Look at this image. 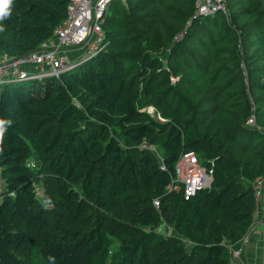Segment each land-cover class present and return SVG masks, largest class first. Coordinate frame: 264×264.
Listing matches in <instances>:
<instances>
[{"label": "trees", "instance_id": "obj_1", "mask_svg": "<svg viewBox=\"0 0 264 264\" xmlns=\"http://www.w3.org/2000/svg\"><path fill=\"white\" fill-rule=\"evenodd\" d=\"M68 4L13 0L0 57L38 50ZM103 30L60 77L0 86V264H231L264 176V0L206 17L195 0H118ZM188 151L214 178L186 200Z\"/></svg>", "mask_w": 264, "mask_h": 264}, {"label": "built area", "instance_id": "obj_2", "mask_svg": "<svg viewBox=\"0 0 264 264\" xmlns=\"http://www.w3.org/2000/svg\"><path fill=\"white\" fill-rule=\"evenodd\" d=\"M115 1L118 0H69L67 17L54 30L52 39L25 56L0 57V86L5 83L52 76L58 78L77 64L101 52L105 47L103 25L107 12ZM195 7L197 17L213 16L219 12L227 13V0H195ZM190 26L191 23L188 22L187 27ZM79 48L86 49L83 59L80 61L71 59L68 54ZM29 67L36 68L37 72H30ZM248 125L256 126L254 116L249 119ZM144 147L157 152L152 146ZM212 163L213 161H210V166H206L193 151L185 152L180 156L175 166L174 183L182 187L186 200L196 197L200 191L211 187L214 178ZM29 164L31 167H36L34 162ZM253 192L255 210L252 225L258 222L264 212V176L255 178ZM229 250L231 264H244L242 248L231 245Z\"/></svg>", "mask_w": 264, "mask_h": 264}, {"label": "crops", "instance_id": "obj_3", "mask_svg": "<svg viewBox=\"0 0 264 264\" xmlns=\"http://www.w3.org/2000/svg\"><path fill=\"white\" fill-rule=\"evenodd\" d=\"M68 55L71 59L76 60V58L71 57L72 52ZM29 70L32 73L37 72V69L33 67H29ZM262 214L258 222L251 226L246 237L234 244L235 248L243 249L244 264H264V212Z\"/></svg>", "mask_w": 264, "mask_h": 264}, {"label": "rangeland", "instance_id": "obj_4", "mask_svg": "<svg viewBox=\"0 0 264 264\" xmlns=\"http://www.w3.org/2000/svg\"><path fill=\"white\" fill-rule=\"evenodd\" d=\"M85 53H86V49H80V48L79 49H75V50L72 51V56L71 57L76 58V61H80L81 59H83ZM46 71H47V69H46ZM141 111L150 114L155 119L162 120V117L159 114H157V112L154 111V109H152L151 107H147L146 106V107L142 108ZM255 127H257V126H250L249 128L251 129V128H255ZM246 143H248V140L245 141L243 144H246ZM258 154H260V155L264 154V145H261L259 147ZM30 162H34L35 166L38 165L37 162L35 161V159H32ZM1 188H2V181H1V178H0V192H1ZM167 232L170 233V230L167 231ZM117 248H118V244L115 243V246L113 247V251L115 252L117 250Z\"/></svg>", "mask_w": 264, "mask_h": 264}, {"label": "clouds", "instance_id": "obj_5", "mask_svg": "<svg viewBox=\"0 0 264 264\" xmlns=\"http://www.w3.org/2000/svg\"><path fill=\"white\" fill-rule=\"evenodd\" d=\"M12 3H13V0H0V21H3L5 20V18L10 16L11 10H12L11 9ZM0 31H3L2 27H0ZM5 123H10V122L5 121V120H0V138H2L3 133L5 131V128H4Z\"/></svg>", "mask_w": 264, "mask_h": 264}]
</instances>
